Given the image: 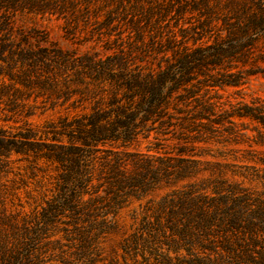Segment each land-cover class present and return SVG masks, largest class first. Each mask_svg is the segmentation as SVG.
I'll return each instance as SVG.
<instances>
[{
  "label": "trees",
  "instance_id": "trees-1",
  "mask_svg": "<svg viewBox=\"0 0 264 264\" xmlns=\"http://www.w3.org/2000/svg\"><path fill=\"white\" fill-rule=\"evenodd\" d=\"M180 1L177 8L169 1L165 5L150 3L151 15L145 14L143 19L148 23L156 13L160 20L173 9L176 15L189 11L193 18L197 11L198 22L182 25L181 31L193 29L198 35L193 38L196 44L215 28L214 41L201 40L193 48L184 44L174 50L173 60L167 58L165 66L145 70L148 67L140 64L131 68L122 50L98 58L87 53L74 56L73 51L46 45L45 37L14 28L10 15L23 10V0H0V104L5 102L9 111L17 112L26 106V102L20 103L27 98L21 97L22 92L30 88L57 98L56 78H42L40 70H51L59 59L79 66L81 73L102 83V90L110 94L107 99L101 95L90 111L49 121L41 130L29 125L15 132L0 127V172L12 171L13 154L32 164L39 160L55 163L57 170L56 191L45 199L41 210L21 221L11 215L8 226L0 227V264H46L49 260L68 264L63 256L67 250H62L66 244L60 237L52 239L60 231L64 238L78 240V250L72 252L78 255L76 259L93 261L99 237L115 231V216L124 205L163 184L177 185L202 171V161L183 156L184 149L176 156L166 152L151 155L115 149L112 144L131 143L143 129L159 127L168 132L172 125L199 135L209 133L208 137L214 131L243 134L236 128L243 122L236 118H250L264 126V106L256 100L229 102L230 107L221 111L209 97L204 99L206 94L199 96V89L188 86L199 75L204 76L197 80L200 86H222L241 85L254 73L264 74L259 63L264 62V45L259 44L264 40V0H224L222 9L227 12L216 15L211 0ZM139 2L135 0L133 6ZM180 101L194 105L185 110L178 106ZM185 111L187 114H181ZM64 136L68 142L63 141ZM101 150L113 157L102 156L95 186L96 152ZM251 178L264 184L260 172H253ZM143 210L140 226L130 242L124 239V248H137L143 242L151 254L171 257L173 252L186 264H264V191L227 178L192 180L159 199L148 198ZM57 248L60 252L55 254Z\"/></svg>",
  "mask_w": 264,
  "mask_h": 264
},
{
  "label": "rangeland",
  "instance_id": "rangeland-1",
  "mask_svg": "<svg viewBox=\"0 0 264 264\" xmlns=\"http://www.w3.org/2000/svg\"><path fill=\"white\" fill-rule=\"evenodd\" d=\"M140 1L143 8L140 4L133 6L135 0H23V10L19 9L16 14L10 16H12L15 29H24L27 32L38 34L39 37H45L47 42H43L46 45L73 51L74 56L87 53L97 55L98 58L122 50L128 57V64L131 68L135 64H140L148 67L145 70L149 68L157 70L159 64L165 66L168 63L167 58L173 60L174 50L182 49L184 44L193 48L196 44L199 45L201 40L203 42L214 41L215 28L207 31L196 44H193V38L198 35L193 29L187 32L181 31L182 25L186 27L198 22L197 11L193 13L195 14L193 18L190 17L192 14L189 11L176 15L173 9L163 19L158 20L156 13L148 23L143 19V15L151 13L150 3L153 5L164 3L165 5L169 1L174 5L173 8H177L182 3L181 1ZM223 3L224 0H211L215 12L213 14L227 12L222 9ZM138 31L142 35H139ZM141 36L142 39L138 38ZM259 44L264 45V40H261ZM262 49L264 51V47ZM259 63L264 66L263 61ZM52 67L49 71L47 67L40 71L43 73L42 78L47 75L56 78L57 98L55 94L48 97L49 93H38V89H24L21 97L27 98L20 103L26 102L25 107L20 106L17 112H12L5 106V102L0 104V127L12 132L25 125L41 130L43 125L49 121L57 122L62 116L72 117L82 111H90L91 105H94L101 95H106V99L110 96L107 91L102 90V83L93 81L84 72L81 73L79 66L67 64L59 59L58 63L53 62ZM203 77L199 75L192 82L195 85L192 86L190 83L188 86L199 89V96L206 94L204 99L209 97L208 99L216 103L221 111L230 107L229 102L251 103L256 100L264 106V74L262 72L250 75L241 85L207 86L202 84L200 86L197 80ZM105 87H110L108 82L105 83ZM181 92L184 91L181 90ZM173 101L177 102V100ZM173 105L174 103L170 105V110H173ZM193 105L194 102L189 106L181 101L178 103V106L185 110ZM195 109L197 110L196 107ZM176 114H187V111ZM236 120L243 122L236 126L243 133L241 135L235 136L225 131L219 135L221 132L214 131L215 135L208 137L209 133L199 135L195 130L187 131L179 125H172L168 132H163L159 127L152 130L143 129L131 143L112 144L111 146L115 149L139 151L151 155L166 152L176 156L180 154L178 152L180 149H184L181 152L183 156L195 157L202 161L199 165L202 171L177 185L163 184L140 200L132 199L129 204L124 205L115 216V231L107 236L99 237L98 253L94 255L93 261L83 263L81 259H76L78 255L72 252L78 250V240L66 239L63 237L64 232L60 231L52 239L60 237V242L66 244L62 250H67V254L63 256L70 261L68 264H186L182 263L173 252L170 253L171 257L151 254L144 248L143 242L137 245V248H124V239L127 237L130 242L133 233L138 230L148 198L159 199L161 195L181 186L184 182L192 180L200 182L203 179L215 177L227 178L230 181H238L243 186L250 187L259 193L264 191V184L260 179L251 178L253 172L264 174V126L250 118L241 120L236 118ZM228 124L226 122L225 125ZM219 128L223 130L224 126ZM206 135L207 137L204 138ZM61 138L65 142L69 140L67 136ZM111 146L107 145V147ZM96 156V170L93 172L95 186L99 184L97 175L100 171V163L104 159L102 156L110 160L113 155H107L101 150L96 152ZM19 157L20 155L17 154L11 156L12 162L9 169L12 171L0 172V227L3 228L8 226L6 223L11 215H16L15 218L21 221L23 216L40 211L41 206L46 203L45 199L51 197L56 191L55 163L39 160L37 164H32L30 160L17 159ZM243 172L247 176L241 175ZM58 226L62 228L64 224L59 223ZM163 250L165 253V248ZM59 252L60 248H57L55 254ZM46 264L62 263L59 260H49Z\"/></svg>",
  "mask_w": 264,
  "mask_h": 264
}]
</instances>
